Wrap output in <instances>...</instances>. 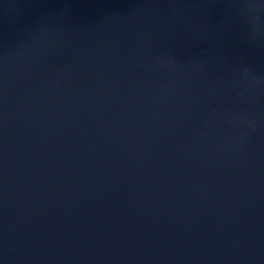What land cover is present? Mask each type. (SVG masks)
Segmentation results:
<instances>
[{
    "label": "water",
    "instance_id": "water-1",
    "mask_svg": "<svg viewBox=\"0 0 264 264\" xmlns=\"http://www.w3.org/2000/svg\"><path fill=\"white\" fill-rule=\"evenodd\" d=\"M0 264H264V0H0Z\"/></svg>",
    "mask_w": 264,
    "mask_h": 264
}]
</instances>
